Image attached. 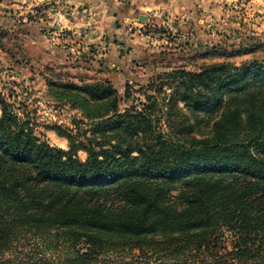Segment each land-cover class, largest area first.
I'll list each match as a JSON object with an SVG mask.
<instances>
[{
    "label": "trees",
    "instance_id": "16d2710c",
    "mask_svg": "<svg viewBox=\"0 0 264 264\" xmlns=\"http://www.w3.org/2000/svg\"><path fill=\"white\" fill-rule=\"evenodd\" d=\"M173 77L187 114L170 107V133L150 112L121 114L109 84L78 89L99 102L84 118L109 119L91 137L69 136L70 151L37 137L0 96V264H98L145 248L230 264L215 255L224 233L232 261L264 264V60Z\"/></svg>",
    "mask_w": 264,
    "mask_h": 264
},
{
    "label": "rangeland",
    "instance_id": "374dc122",
    "mask_svg": "<svg viewBox=\"0 0 264 264\" xmlns=\"http://www.w3.org/2000/svg\"><path fill=\"white\" fill-rule=\"evenodd\" d=\"M81 2L0 0V96L55 148L70 151L69 136L91 137L93 127L109 119L84 118V109L96 103L78 90L88 84H109L121 114L150 112L170 133L167 112L176 118L170 107L187 114L173 73L264 60V0H108L94 11ZM210 122L206 118L202 129ZM74 155L88 158L82 149ZM218 244L215 255L237 264L231 235L224 233ZM28 251L19 249L15 257ZM128 251L99 255L98 264L209 262H176L148 248ZM62 254L60 248L49 256Z\"/></svg>",
    "mask_w": 264,
    "mask_h": 264
},
{
    "label": "crops",
    "instance_id": "0c3cea01",
    "mask_svg": "<svg viewBox=\"0 0 264 264\" xmlns=\"http://www.w3.org/2000/svg\"><path fill=\"white\" fill-rule=\"evenodd\" d=\"M108 0H82L81 4H83L84 6L96 10V6H100L103 5L105 8L106 4H107Z\"/></svg>",
    "mask_w": 264,
    "mask_h": 264
},
{
    "label": "water",
    "instance_id": "95a60500",
    "mask_svg": "<svg viewBox=\"0 0 264 264\" xmlns=\"http://www.w3.org/2000/svg\"><path fill=\"white\" fill-rule=\"evenodd\" d=\"M141 20H143V17H141Z\"/></svg>",
    "mask_w": 264,
    "mask_h": 264
}]
</instances>
